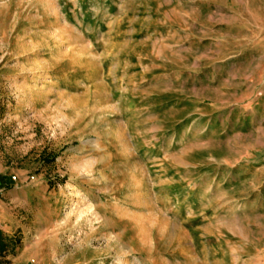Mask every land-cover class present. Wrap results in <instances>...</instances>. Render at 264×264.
Instances as JSON below:
<instances>
[{
	"label": "rangeland",
	"instance_id": "374dc122",
	"mask_svg": "<svg viewBox=\"0 0 264 264\" xmlns=\"http://www.w3.org/2000/svg\"><path fill=\"white\" fill-rule=\"evenodd\" d=\"M0 264H264V0H0Z\"/></svg>",
	"mask_w": 264,
	"mask_h": 264
},
{
	"label": "trees",
	"instance_id": "16d2710c",
	"mask_svg": "<svg viewBox=\"0 0 264 264\" xmlns=\"http://www.w3.org/2000/svg\"><path fill=\"white\" fill-rule=\"evenodd\" d=\"M6 248L5 242L3 241V233L0 231V254L4 252Z\"/></svg>",
	"mask_w": 264,
	"mask_h": 264
}]
</instances>
